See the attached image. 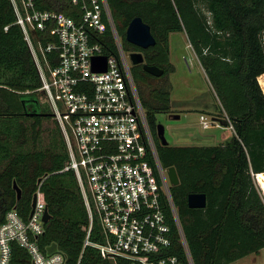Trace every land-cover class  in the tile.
Returning <instances> with one entry per match:
<instances>
[{
  "label": "trees",
  "instance_id": "1",
  "mask_svg": "<svg viewBox=\"0 0 264 264\" xmlns=\"http://www.w3.org/2000/svg\"><path fill=\"white\" fill-rule=\"evenodd\" d=\"M126 51H142L145 62L175 70L170 61V34L185 31L208 72L221 102L217 115L234 125L231 139L217 145L163 144L157 113L171 112V89L160 85L138 90L153 132L159 159L175 166L180 183L170 187L193 264H231L264 248V0H107ZM39 9L55 10L79 20L81 9L71 0H36ZM151 26L157 42L141 48L126 38L133 18ZM97 37L108 52L117 47L107 18ZM35 40H56L50 30H32ZM55 56L56 52L50 53ZM56 63V58L53 59ZM140 84L156 77L143 64L131 67ZM260 81V82H259ZM261 83V84H260ZM24 32L16 23L11 0H0V224L16 208L27 220L33 196L40 189L51 214L38 237L41 249L56 243L65 264H115L86 245L90 218L66 141L53 117L47 94ZM53 120L49 142L44 122ZM229 124V122H228ZM42 178V181L39 180ZM15 183L21 188L18 198ZM203 192L204 208H192L188 195ZM164 208L173 230L170 254L190 264L168 199ZM95 221L90 239L102 241ZM10 264H33L28 251L12 242Z\"/></svg>",
  "mask_w": 264,
  "mask_h": 264
},
{
  "label": "built area",
  "instance_id": "2",
  "mask_svg": "<svg viewBox=\"0 0 264 264\" xmlns=\"http://www.w3.org/2000/svg\"><path fill=\"white\" fill-rule=\"evenodd\" d=\"M16 23L37 64L53 117L69 152L65 170H74L79 181L90 224L86 245L97 247L115 264H186L170 254L173 230L164 208L168 199L180 240L190 264V250L170 187L168 168L159 159L136 81L129 53L123 46L107 0H71L81 9L79 20L64 13L39 9L36 0H11ZM108 19L116 52H108L98 40ZM50 30L56 40H35L32 30ZM56 52L55 56L50 53ZM107 57L106 70L94 68L95 57ZM56 58V63L53 59ZM201 123L223 126L201 114ZM229 128L234 125L227 117ZM258 174L253 173L255 181ZM264 197V189H261ZM35 207L24 220L16 208L0 224V264H10L12 242L30 254L33 264H65L59 250L44 252L38 237L44 232L47 204L37 192ZM34 197V196H33ZM95 221L102 241L90 239Z\"/></svg>",
  "mask_w": 264,
  "mask_h": 264
},
{
  "label": "rangeland",
  "instance_id": "3",
  "mask_svg": "<svg viewBox=\"0 0 264 264\" xmlns=\"http://www.w3.org/2000/svg\"><path fill=\"white\" fill-rule=\"evenodd\" d=\"M169 44L170 61L175 66V70L165 76L148 78L142 84L135 80L137 86L141 85L145 92L160 85L170 87L171 112L157 113L159 123L165 126L169 144L217 145L231 139L234 131L228 125L217 126L211 123L209 128H204L201 123V114L219 111L221 102L208 72L190 44L187 33L172 32ZM260 81L263 87L264 75L260 77ZM208 117L210 120L213 118ZM44 126L43 136L45 143L48 144L49 130L55 127V123L53 120H47ZM232 264H264V248L259 253H251Z\"/></svg>",
  "mask_w": 264,
  "mask_h": 264
},
{
  "label": "water",
  "instance_id": "4",
  "mask_svg": "<svg viewBox=\"0 0 264 264\" xmlns=\"http://www.w3.org/2000/svg\"><path fill=\"white\" fill-rule=\"evenodd\" d=\"M126 38L127 40L137 45L141 48H148L150 46H154L157 42L155 36L152 33L151 26L146 23L141 16H137L132 19L130 22L127 32H126ZM130 60L132 61V65H139L143 64L144 70L148 73L160 77L163 76L165 73V69L154 64H148L145 62V57L142 51H131L129 53ZM94 68L97 70H106L107 66V57L101 56V57H95L93 59ZM225 125H227L226 122H224ZM158 136L163 144H169V141L165 134V126L161 123L158 124ZM168 174L170 178L171 185H178L180 183V178L177 172V169L175 166H170L168 168ZM42 181V178L39 180V182ZM15 188L18 193V198L22 195L21 188L15 183ZM37 202V193L34 194L32 206L35 207ZM188 204L192 208H204L207 205V196L203 192H194L190 193L188 195ZM50 212L48 207L45 210L44 214V222H47L50 219ZM58 250V246L56 243H53L48 248V253L51 254Z\"/></svg>",
  "mask_w": 264,
  "mask_h": 264
},
{
  "label": "crops",
  "instance_id": "5",
  "mask_svg": "<svg viewBox=\"0 0 264 264\" xmlns=\"http://www.w3.org/2000/svg\"><path fill=\"white\" fill-rule=\"evenodd\" d=\"M260 82V81H259ZM261 84V83H260ZM262 86V85H261ZM220 112V109H219V111L217 110V111H209L208 113L209 114H207V113H202V114H205V115H207V116H212L213 118V120H215L216 122H220L221 124H223V125H225L224 124V121L221 119V118H219L217 115H215V114H218ZM234 131V130H233ZM223 143V142H222ZM232 264V263H231Z\"/></svg>",
  "mask_w": 264,
  "mask_h": 264
},
{
  "label": "flooded vegetation",
  "instance_id": "6",
  "mask_svg": "<svg viewBox=\"0 0 264 264\" xmlns=\"http://www.w3.org/2000/svg\"><path fill=\"white\" fill-rule=\"evenodd\" d=\"M157 77V76H156ZM161 77V76H160Z\"/></svg>",
  "mask_w": 264,
  "mask_h": 264
}]
</instances>
